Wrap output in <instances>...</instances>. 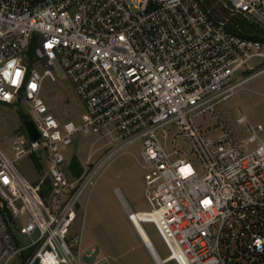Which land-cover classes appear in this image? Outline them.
<instances>
[{"label":"built area","instance_id":"2783aa9c","mask_svg":"<svg viewBox=\"0 0 264 264\" xmlns=\"http://www.w3.org/2000/svg\"><path fill=\"white\" fill-rule=\"evenodd\" d=\"M215 4L225 13L204 0H0V69L14 60L22 70L18 87L0 75V103L25 105L38 133L15 138L12 159L0 151V264H85L71 232L79 198L130 144L139 145L149 206L141 222L154 225L168 261L264 264V129L241 109L234 123L244 130L216 111L264 72V0ZM232 17L250 26L245 36L228 30H239ZM55 61L82 123L58 121L46 104L43 81L56 80ZM206 114L210 135L194 122ZM78 135L95 136L104 152L73 177L64 149ZM32 153L45 161L49 202L42 182L15 168Z\"/></svg>","mask_w":264,"mask_h":264},{"label":"rangeland","instance_id":"374dc122","mask_svg":"<svg viewBox=\"0 0 264 264\" xmlns=\"http://www.w3.org/2000/svg\"><path fill=\"white\" fill-rule=\"evenodd\" d=\"M251 65L255 69L260 66L254 61ZM54 66L56 80L50 81L46 78L43 81L46 104L58 121L82 123L86 119L83 107L61 66L56 61ZM239 109L251 123L260 124L264 129V72L245 83L234 97L218 103L216 107L220 119L228 126L244 130L243 125L234 123L240 116ZM19 113L27 116L29 109L23 104L0 103V151L9 159L13 158L10 143L17 137L25 139L26 136ZM194 122L205 135L212 134L215 129V124L208 114L196 116ZM103 152V142L96 140L95 136H76L71 145L64 149L68 176H73L68 169L73 156L82 169L87 158L93 163ZM30 155L17 160L15 168L29 183L35 185L42 182L43 186L45 179H48L45 161L40 153L33 154L36 162ZM138 158V144L124 147L100 168L93 186L87 188L79 198L80 208L71 232L80 238L79 250L83 263L155 264L127 216L128 209L133 213L149 210L143 195V170L137 161ZM36 163L39 164V169ZM115 190H118L119 196ZM46 200L49 202V196ZM141 227L163 264H175L174 261L165 262L168 253L154 225L141 222ZM18 239L22 245L29 243L24 235L19 234ZM86 253L91 254L89 258L84 257Z\"/></svg>","mask_w":264,"mask_h":264},{"label":"trees","instance_id":"16d2710c","mask_svg":"<svg viewBox=\"0 0 264 264\" xmlns=\"http://www.w3.org/2000/svg\"><path fill=\"white\" fill-rule=\"evenodd\" d=\"M216 1L217 0H204L206 6L212 7V5H213V13L217 16H220L221 14L225 13V10L223 8H221V6H219L218 4H215ZM231 19H232L234 24L238 25L239 30L234 29L232 27L231 28L228 27V30L233 31V32H235L241 36H245L246 33L248 32L247 30H248V28H250V26L246 25V23L244 21L240 20L238 17H232ZM251 28H253V26ZM256 31H257V29H256ZM30 51H31V48H30ZM19 115H20V119L22 120V122L28 120V118L25 115H22L21 113H19ZM30 156L36 162L37 159L34 157V155L31 154ZM36 167L39 169L38 163H36ZM68 169H69L71 175H73V177L79 176L81 173V168H79L77 161H76L74 156L71 158V160L69 162ZM49 189H50L49 180L45 179L43 186L41 188H39V191H38L39 195L41 196V198L43 200H46L47 193L49 192Z\"/></svg>","mask_w":264,"mask_h":264},{"label":"bare ground","instance_id":"6f19581e","mask_svg":"<svg viewBox=\"0 0 264 264\" xmlns=\"http://www.w3.org/2000/svg\"><path fill=\"white\" fill-rule=\"evenodd\" d=\"M138 213V214H136ZM142 212H129V220L132 223V226L134 227L135 231L137 232V234L139 235L140 239L143 241L144 246L148 249V251L150 252V255L153 259V261L156 264H163L160 260V258L157 256L148 236L146 235V233L144 232V230L141 227V221L144 220V214H141ZM169 259H165V261H168Z\"/></svg>","mask_w":264,"mask_h":264},{"label":"clouds","instance_id":"9594fccd","mask_svg":"<svg viewBox=\"0 0 264 264\" xmlns=\"http://www.w3.org/2000/svg\"><path fill=\"white\" fill-rule=\"evenodd\" d=\"M15 61H9L7 66L4 69H0V75L3 76L4 79L9 80L11 85L18 87L21 81V76H22V70L19 68H14ZM35 85V84H33ZM32 87V85H31ZM11 94L5 93V99H11ZM70 127V125H69ZM257 246L261 243V240L257 238L256 242ZM47 264H54L53 260H49Z\"/></svg>","mask_w":264,"mask_h":264},{"label":"water","instance_id":"95a60500","mask_svg":"<svg viewBox=\"0 0 264 264\" xmlns=\"http://www.w3.org/2000/svg\"><path fill=\"white\" fill-rule=\"evenodd\" d=\"M23 128L31 140H35L38 138V133L31 121H23ZM161 262L163 263V261Z\"/></svg>","mask_w":264,"mask_h":264},{"label":"crops","instance_id":"0c3cea01","mask_svg":"<svg viewBox=\"0 0 264 264\" xmlns=\"http://www.w3.org/2000/svg\"><path fill=\"white\" fill-rule=\"evenodd\" d=\"M80 208V206H79ZM129 219V218H128ZM132 224V223H131ZM134 228V227H133ZM135 230V229H134ZM136 232V231H135ZM137 233V232H136ZM138 235V234H137ZM139 236V235H138ZM140 238V237H139ZM141 240V239H140ZM141 242L143 243V241L141 240ZM144 244V243H143ZM148 250V249H147ZM149 252V251H148ZM150 253V252H149ZM156 264V263H155Z\"/></svg>","mask_w":264,"mask_h":264},{"label":"snow or ice","instance_id":"6c2138e0","mask_svg":"<svg viewBox=\"0 0 264 264\" xmlns=\"http://www.w3.org/2000/svg\"><path fill=\"white\" fill-rule=\"evenodd\" d=\"M32 87L34 88V87H35V85H32Z\"/></svg>","mask_w":264,"mask_h":264}]
</instances>
